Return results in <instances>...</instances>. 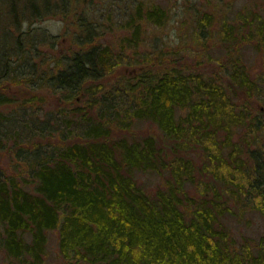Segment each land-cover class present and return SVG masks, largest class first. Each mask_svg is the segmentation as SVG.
<instances>
[{"label":"trees","instance_id":"trees-1","mask_svg":"<svg viewBox=\"0 0 264 264\" xmlns=\"http://www.w3.org/2000/svg\"><path fill=\"white\" fill-rule=\"evenodd\" d=\"M0 4V155L11 162L0 166V248L8 264H45L50 232L64 264H264V224L255 237L238 228L254 227V213L264 223V111L253 106L264 107V66L253 74L240 57L252 41L264 56L261 21L222 24L225 57L211 75L188 64L211 31L202 17L172 49L153 38L140 50L142 22L164 25L158 7L122 15L96 14L93 0ZM47 15L71 18L78 32L75 46L46 64L35 36L12 29ZM104 22L130 32L116 46L102 43ZM20 88L57 99L45 109ZM135 122L152 124L160 140L132 133ZM149 174L159 178L151 191L142 182Z\"/></svg>","mask_w":264,"mask_h":264},{"label":"rangeland","instance_id":"rangeland-1","mask_svg":"<svg viewBox=\"0 0 264 264\" xmlns=\"http://www.w3.org/2000/svg\"><path fill=\"white\" fill-rule=\"evenodd\" d=\"M93 2L98 6V8H95L97 13L94 9H87L85 14L125 15L133 11L134 7L137 6L144 7L145 9L158 7L164 11V25L160 28L150 25L145 21L142 22L143 46L140 50L151 48L149 40L153 38L160 41L163 40L166 42L168 49H172L176 44V40L192 31L195 28L196 20L202 17L206 22H210L211 31L203 39L205 45L202 49H199L201 52L199 55L200 58L195 60L193 56L191 58L193 61L188 62V64L193 65L197 63L204 72H208L211 75L212 72L213 74H217L216 69L225 57V50L219 43V38L216 34L225 21L227 24H234L238 21L241 25L244 17H250L248 21L252 20L251 17H254L261 21L264 26V0H93ZM83 9L84 5L78 3V10L75 14H80ZM237 16L241 17V19L236 20L235 18ZM41 19L32 22L33 24L30 26L23 24L20 31H16V29H12V31L18 36L24 32L34 35V47L38 48L40 52H43V58L47 61V64L50 56L64 55L70 48L75 46L72 37L78 30L71 18L64 20L60 16L47 15ZM108 26L111 25L108 22H104V28L100 30L101 35L98 41L112 46H116L118 39L122 36H128L130 32L127 28L121 29L120 25H112L107 29L106 27ZM257 44V41H252L240 47V57L245 66L253 74L259 72L261 67L264 66V56L260 50L256 49L259 48ZM33 60L34 62H43L40 56ZM123 69L126 75L134 72L133 68L128 67ZM15 92L19 96L25 94L42 97L44 100L43 107H46L45 109H48L46 105L49 108L53 107L55 104L54 101L57 99L55 96L49 94L48 91L44 90L29 92L26 88H20ZM253 106L254 108L257 107L260 111H264V107L257 101L253 102ZM131 132L135 135L155 134L157 139L160 140L157 129L149 122H135ZM10 165L9 156L5 153L0 155V166L7 170L10 168ZM6 174L9 173L7 172ZM142 182L146 185L147 190L151 191L159 183V178L150 174L143 175ZM247 217L250 218V222H252L254 227L246 228V224H240L238 228L244 230L248 235L255 237L262 231L263 220L256 213L248 215ZM44 262L45 264H64L58 252L56 232H50L48 234V247ZM0 264H8L1 248Z\"/></svg>","mask_w":264,"mask_h":264}]
</instances>
